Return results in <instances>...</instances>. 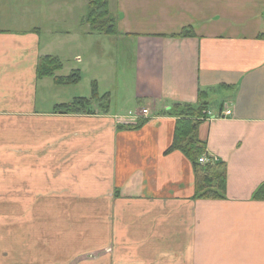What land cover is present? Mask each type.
<instances>
[{"label":"crops","instance_id":"0c3cea01","mask_svg":"<svg viewBox=\"0 0 264 264\" xmlns=\"http://www.w3.org/2000/svg\"><path fill=\"white\" fill-rule=\"evenodd\" d=\"M109 1L115 35L90 32L88 0H0V264H264V0ZM67 33L125 42L120 104L110 89L96 111L54 112L68 101L54 77L82 74L63 67ZM44 56L62 69L40 77ZM202 95L200 162L225 165L223 198H194L171 149L164 111Z\"/></svg>","mask_w":264,"mask_h":264},{"label":"trees","instance_id":"16d2710c","mask_svg":"<svg viewBox=\"0 0 264 264\" xmlns=\"http://www.w3.org/2000/svg\"><path fill=\"white\" fill-rule=\"evenodd\" d=\"M83 20L89 24L92 33L115 35L118 32V16L110 10L109 0H88L87 12ZM190 32V29H185V35ZM62 66L58 57L44 56L38 66L39 76H53L56 71L62 69ZM54 80L60 85L74 84L81 80V74L79 71H73L68 76L54 77ZM107 96L108 94L99 96L94 86L92 98L77 97L69 103L57 104L54 112L90 113L91 102L93 100L100 102ZM202 97L203 95L198 104H174L164 111V114L176 117L171 149L181 150L193 163L196 176L194 198H223L227 182L225 165L217 162L213 164L210 160L206 163L200 162V158L206 153V142L198 136L199 125L207 109V103L202 100ZM255 197H264V187L256 191Z\"/></svg>","mask_w":264,"mask_h":264},{"label":"rangeland","instance_id":"374dc122","mask_svg":"<svg viewBox=\"0 0 264 264\" xmlns=\"http://www.w3.org/2000/svg\"><path fill=\"white\" fill-rule=\"evenodd\" d=\"M118 2V0H116ZM71 6V4H70ZM84 9V8H83ZM82 9V15L86 14L87 8L83 10ZM67 10H70L67 8ZM72 11L67 14L66 16L60 15L61 17L65 18L67 22L70 23V21L77 19L78 12L76 10L75 14ZM134 17L136 21L139 20L140 14L138 12L134 13ZM57 20V19H56ZM64 23V26H67V24ZM51 29H59V25H56L55 22H50ZM73 28H85L83 24H71ZM88 25V24H87ZM81 30V29H80ZM81 33V31H80ZM71 34H74L73 32ZM73 36V35H72ZM72 37L68 35L67 33V39H66V48L65 52L63 54V62L65 65L64 68L73 66L77 69H82L81 74V80H79L77 83L69 84V85H63L66 92H67V99L68 101L66 103H69L73 101L77 97H92L94 94V86H96V92L99 96H103L106 94V92L110 89H113V103L112 106L114 107L116 104H120L121 102V91L124 89V80L125 77L129 73L128 65L125 61H123V56L125 55L127 51V46L125 42L119 41L117 44L114 41V45H112V51L102 52V45H94L92 43L91 47H89L87 40L85 37L82 38V43H74L72 40H70ZM133 47V46H132ZM78 56L80 59L78 60ZM80 72V71H79ZM108 94V93H107ZM111 101V98L108 94L104 100L97 102L99 106H105L109 105ZM95 103V104H97ZM107 103V104H106ZM138 105V104H137ZM145 108L140 109V114L142 116H148L150 109L148 110V113L143 112ZM92 111H96L93 109ZM102 111H105L102 109ZM214 164V162L212 161Z\"/></svg>","mask_w":264,"mask_h":264},{"label":"built area","instance_id":"2783aa9c","mask_svg":"<svg viewBox=\"0 0 264 264\" xmlns=\"http://www.w3.org/2000/svg\"><path fill=\"white\" fill-rule=\"evenodd\" d=\"M143 112L145 113H148V109H144ZM233 113V110L230 109V108H226L224 111H223V114L221 116H229ZM206 159L204 157L200 158V161H205Z\"/></svg>","mask_w":264,"mask_h":264}]
</instances>
